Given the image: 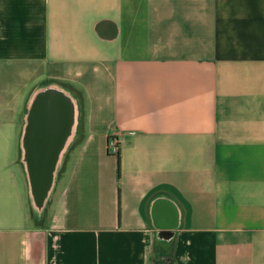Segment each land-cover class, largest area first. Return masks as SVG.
Listing matches in <instances>:
<instances>
[{
  "label": "crops",
  "instance_id": "obj_1",
  "mask_svg": "<svg viewBox=\"0 0 264 264\" xmlns=\"http://www.w3.org/2000/svg\"><path fill=\"white\" fill-rule=\"evenodd\" d=\"M46 90L68 122L37 195ZM167 259L264 264V0H0V264Z\"/></svg>",
  "mask_w": 264,
  "mask_h": 264
},
{
  "label": "water",
  "instance_id": "obj_2",
  "mask_svg": "<svg viewBox=\"0 0 264 264\" xmlns=\"http://www.w3.org/2000/svg\"><path fill=\"white\" fill-rule=\"evenodd\" d=\"M64 98L53 90L36 97L28 115V164L33 190L41 195L50 179L54 155L68 122Z\"/></svg>",
  "mask_w": 264,
  "mask_h": 264
},
{
  "label": "built area",
  "instance_id": "obj_3",
  "mask_svg": "<svg viewBox=\"0 0 264 264\" xmlns=\"http://www.w3.org/2000/svg\"><path fill=\"white\" fill-rule=\"evenodd\" d=\"M119 149V141L117 137H109L107 141V150L110 154L116 155Z\"/></svg>",
  "mask_w": 264,
  "mask_h": 264
},
{
  "label": "trees",
  "instance_id": "obj_4",
  "mask_svg": "<svg viewBox=\"0 0 264 264\" xmlns=\"http://www.w3.org/2000/svg\"><path fill=\"white\" fill-rule=\"evenodd\" d=\"M165 264H171V260L167 259V262Z\"/></svg>",
  "mask_w": 264,
  "mask_h": 264
},
{
  "label": "flooded vegetation",
  "instance_id": "obj_5",
  "mask_svg": "<svg viewBox=\"0 0 264 264\" xmlns=\"http://www.w3.org/2000/svg\"><path fill=\"white\" fill-rule=\"evenodd\" d=\"M30 154V146H29V148H28V155Z\"/></svg>",
  "mask_w": 264,
  "mask_h": 264
}]
</instances>
